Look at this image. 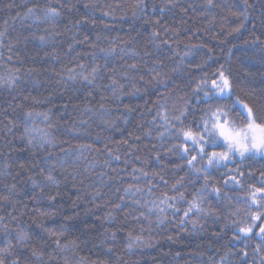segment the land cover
<instances>
[{
  "label": "snow or ice",
  "instance_id": "snow-or-ice-1",
  "mask_svg": "<svg viewBox=\"0 0 264 264\" xmlns=\"http://www.w3.org/2000/svg\"><path fill=\"white\" fill-rule=\"evenodd\" d=\"M83 6L88 10L87 14L70 20L68 31L94 24L95 21L90 17L97 11L104 17H113L117 9L123 8L122 15L130 12L133 18H138L148 4L147 0H135L125 8L123 5H101L97 0H85ZM206 6L216 7L213 0H206ZM5 7L12 8L13 5L9 3ZM157 7L163 14L166 10L176 8L177 0H162L160 6L153 3L152 10L155 12ZM252 7L254 5L249 0H243L241 11L229 13L239 17L240 23L228 31V36L239 34L245 27L251 16L249 9ZM72 10H78L72 0H55V3L47 2L42 7L29 8L25 15L32 19L33 24L47 23L52 29L50 32L45 30L46 35L32 34L31 39L38 41L41 48L55 44L57 38L63 35L56 29L61 25L65 12ZM261 14L264 15V9ZM147 23L152 24L148 42L153 51L145 47L141 55L132 47V40H121L119 37L109 40L102 33H97L94 41H90L87 35L83 40L72 36L67 44V53L75 52L80 57L81 53L76 52V45L88 44L91 51L83 53V56L89 58L87 63L77 62L75 67L62 69L60 72L52 70L57 84L66 81L80 82L88 88L87 97L91 99L84 104L79 117L67 125L76 139L90 135V121L93 118L105 130H119L120 123L128 124V117L137 110L132 103H124L125 97H141L153 89L157 92L155 101H144L145 106L151 103V107H146L153 114L149 122L151 127H137L143 130L144 138L153 137L155 133L153 138L159 141L163 151L158 150L155 144L150 148L145 145L147 154L135 156L140 166L131 167L130 172L121 169L133 182L123 187L124 195L119 197V203H114L112 209L103 217H97L103 229L100 233L103 238L99 243L105 247L107 253H116L115 264H124L114 245L118 232L125 229L119 224L115 230L104 225H112L117 221L116 213L123 210L125 197H129L131 210L125 213V219L131 216L132 220L137 221L141 235L127 232L125 250L128 253L137 247L153 246V225L155 228H167L174 224L181 231H188L190 225L193 232H198L204 230L201 221L206 223L211 220L219 229L214 234L215 237L228 238L223 247H234L237 242L244 244L235 253L242 258L241 264H247L248 242H253L252 255L259 257L260 264H264V87L259 90L252 87L247 79L254 75L250 70L241 75L240 71L233 69L231 49L228 50L227 59L212 69L208 66L209 61L213 60L212 49L202 52L201 49L206 47L204 45L183 44L178 38V32L167 27L164 28L167 38H163L157 31V27L161 26L160 20H149ZM261 25L264 27V20ZM108 27L106 23L103 25L104 29ZM28 39L25 37V42ZM102 41H106L108 46L101 47ZM244 44L252 48L251 54L246 53L245 58L264 66V39L255 34V25L251 39L244 40ZM5 47L11 51L12 42L9 40L6 43V32L0 31V50ZM45 55H50L54 61L60 58L55 48ZM2 56L3 52L0 51V57ZM145 57L149 59L146 60ZM192 57L198 59L193 62ZM117 61L122 62L119 67L116 66ZM165 61L171 62L172 66L169 67ZM28 71L31 74L34 70ZM177 80L182 83L177 84ZM17 81L15 73L0 75V87L15 89L18 87ZM94 92L96 96H93ZM35 102L40 103L38 100ZM78 107L74 105V108ZM84 116L88 118L84 119ZM35 119L51 121L49 112H22L27 144L40 148L46 145L57 147L55 138L46 129L35 126ZM14 126L10 121L8 130L11 131ZM133 138L141 139L139 136ZM100 139L97 135L96 140ZM60 143L62 145L65 141ZM124 145H127L126 151H140L138 146L129 144L127 140L117 141L114 148L105 144L104 153L108 157L104 161L106 166L111 167L110 161L121 160L117 153ZM91 147L88 144L70 145L68 148L61 146L60 152L63 156L52 158L55 163L41 169L39 175L42 179L38 181L32 176L28 177L33 188L40 189L37 196L32 197L37 202V207L33 210L31 224L22 220L26 212H21L19 216L0 215V264H107L106 260H90L87 256L80 255L81 244L87 243L80 236L85 231L91 234L90 229L95 228V225L81 229L75 237L68 238L69 233L77 231L76 226L70 223L76 216H66L64 222L55 226H47L45 220L54 217L58 208L55 201L59 192L52 194L51 191H45L60 184L55 175L57 166L67 173L66 165L78 164L84 152ZM48 155L55 157L52 152ZM173 157L176 162L169 170L168 163H171ZM124 163L129 162L125 160ZM153 164L158 166V170L152 168ZM257 164L261 167L256 168ZM10 167L11 165L5 166V173ZM20 167L23 168V165ZM149 168L151 171L147 170ZM112 171L115 172L116 169ZM181 171L183 175H179ZM108 180L123 182L124 177L117 174L108 176ZM3 187L7 194L0 193V200L10 202L16 195L17 185L5 183ZM120 190L116 189L117 192ZM100 196L97 189L93 199ZM41 201H47L48 206H40ZM12 206L15 211V205ZM23 207L28 209L27 204ZM11 222L16 223L15 228L9 227ZM145 222L147 229L144 227ZM32 224L39 228V234L31 230ZM145 231L148 232L147 237L142 235ZM168 239L172 240L173 237L168 236ZM196 255L202 256L203 253ZM230 255L233 253L226 252L220 256L219 264H231L228 258ZM208 264L217 262L209 256Z\"/></svg>",
  "mask_w": 264,
  "mask_h": 264
},
{
  "label": "trees",
  "instance_id": "trees-1",
  "mask_svg": "<svg viewBox=\"0 0 264 264\" xmlns=\"http://www.w3.org/2000/svg\"><path fill=\"white\" fill-rule=\"evenodd\" d=\"M47 2L55 3V0H0V31L6 32V43L9 40L12 42L11 51L8 47L0 50L3 52V56L0 57V75L7 76L9 73H15L18 77L17 88L0 87V173H3L0 175V193L7 194L3 187L5 183L17 185L16 195L12 197L10 202L0 200V215L19 216L21 212H26L22 220L31 224L33 210L37 207V202L32 197L37 196L40 189H34L31 182L28 181V177L32 176L38 181L42 179L39 175L41 169H46L50 163H55L52 157L48 155L49 152L59 158L63 156V153L60 152L61 146L68 148L70 145L75 146L77 144L91 145L89 152H84L83 158L78 162L77 171L69 168L68 172L65 173L57 166L55 175L60 180V184L58 187L45 189V191H51L52 194L59 192L55 201L58 208L55 210L56 215L54 217L45 218V220L47 226H55L64 222L66 216H76L77 218L70 223L76 226L77 231L69 233L68 238L75 237L81 229L95 225V228L90 229L91 234L85 231L80 236L81 240H87L86 244H81L80 255L87 256L90 260H106L107 264H115L116 253H107L105 247L99 243L100 239L103 238L100 236L103 229L101 221L97 217H103L108 210L112 209L114 203H119V197L124 195L123 187L127 183L133 182L121 169L130 172L131 167L140 166L135 160V156L147 154L145 145L150 148L155 144L158 150L163 151L159 141L153 138L155 133L153 137L144 138L143 130L137 127V125L151 127L149 122L153 114L146 110V107H151V103L145 106L144 101H155L157 92L153 89L141 97H125L124 103H132L133 106L137 107V110L128 117V124L120 123L119 130H105V127L93 118L90 121V135L73 139L63 134L62 128L65 125H70L74 119L78 118L84 104L91 99L87 97L88 88L80 82L66 81L57 84L52 70L55 69L56 72H60L62 69L75 67L77 62L87 63L89 58L83 56V53L91 51L88 44L76 45V52L81 53L80 57H77L75 52L67 53V44L72 36H75L77 40H83L84 36L87 35L90 41H94L96 34L102 33L109 40L116 37L121 40H132V47L141 55H143L145 47L149 51H153L152 45L148 42L152 24L147 23V21L160 20L161 26L157 27V31L161 33L163 38H167L164 32V28L167 27L178 32V38L183 41V44L204 45L206 47L201 49L202 52L212 49L213 60L209 61L208 65L212 69L227 59L228 50L231 49L233 53L231 66L233 69L240 71L241 75L250 70L254 75L247 79L253 88L259 90L264 87V75H262L264 66L245 58L246 53L251 54L252 48L245 45L244 40L251 39L253 25H255V34L264 39V27L261 25V21L264 20V15L261 14L262 9H264V0H249V3L254 5L249 9L250 19L239 34L232 36H228L227 33L239 25L240 18L231 16L229 13L241 11L243 0H213L216 5L213 8H207L206 0H177V7L166 10L163 14L160 13L159 7L155 12L152 10L153 3L160 6L162 0H147L148 7L138 18H133L130 12L127 15H122L123 8L117 9L113 17H104L97 11L94 16L90 17L95 21L94 24H86L81 26L79 30L68 31L70 20L79 19L88 12L83 6L85 0H79V2L72 0L73 3H76L78 10L65 12L61 25L56 29L63 35L57 38L55 44L41 48L38 41L31 39V35H46L45 30L50 32L52 30L51 25L47 23L33 24L32 19L27 18L25 14L29 8L42 7ZM97 2L101 5H123L126 8L127 4L134 3L135 0H97ZM9 3L13 5L12 8L5 7ZM105 23L109 25L107 29L103 28ZM25 37L29 38L26 42ZM133 38L135 39L133 40ZM175 38L173 37V39ZM221 41L226 42L221 43ZM183 44H181L182 49ZM100 46L106 47L108 44L106 41H102ZM53 48L59 54V60L54 61L50 55H45V53H51ZM145 59L149 58L145 57ZM191 59L195 62L198 58L192 57ZM120 63L122 62L117 61L116 66L119 67ZM165 63L169 67L172 66L169 61H165ZM29 69L34 71L30 74ZM193 70L188 69V71ZM181 83V80H177V84ZM93 96H96L95 92ZM46 97L48 100H45ZM37 100L40 103H36ZM74 105L79 107L74 108ZM24 111L49 112L50 119L54 122L51 135L58 140L57 147L44 151L27 144L22 120V112ZM83 118L87 119L88 117L84 116ZM10 121L15 125L11 131L7 127ZM34 122L36 127L47 130L46 124L41 119H35ZM97 135L101 137L100 140H96ZM134 136H139L141 139L135 140ZM121 140L135 144L140 151L138 153L132 150L126 151L127 145H124L117 153L121 156V160L119 162L110 161L111 167L106 166L104 161L108 157L104 153L105 144L109 148H114L116 142ZM61 141H65V143L61 145ZM46 147L48 146L46 145ZM125 160L129 163L125 164ZM175 162L176 158H171V163H168L169 170ZM6 165H11L7 169V173H5ZM20 165H23V168ZM89 165L93 166L90 167ZM255 167L259 168L261 165L257 164ZM152 168L158 170L156 164H153ZM112 169H116V171L114 172ZM147 170L151 171V168ZM117 174L124 177L123 182L108 180V176H117ZM183 174V171L179 172V175ZM140 183L144 186L143 181ZM117 188L121 190L117 192ZM97 189H99L101 196L93 199ZM13 204L16 207L15 211ZM24 204L28 205L27 210L24 209ZM130 205L131 199L125 197L123 210L116 213L117 221L112 225H104V227H112L115 230L119 224L125 229L118 232V238L114 245L124 264H208L209 256L213 257L219 264L220 256L226 252L233 253L228 257L231 264H241L242 258L235 253L238 248L244 247V244L237 242L234 247H223L228 238L218 239L215 237L214 234L219 229L211 220L206 223L201 221L204 230L198 232H193L190 225L188 231H181L174 224L167 228H163V226L155 228L153 225L152 235L155 238L153 246L137 247L128 253L125 250L127 232L132 231L134 235H141L138 222L132 220L131 216L125 219V213L131 210ZM40 206L47 207V201H41ZM6 222H8L7 218ZM9 227L15 228L16 223H9ZM144 227L145 229L148 227L146 222ZM31 230L38 234L40 231L34 224L31 225ZM142 235L147 237L148 232L145 231ZM168 236H172L173 239L169 240ZM252 243L248 242L249 247L246 249L249 253L247 264H260V258L252 255ZM93 244L96 246L93 247ZM198 253H203V255H196Z\"/></svg>",
  "mask_w": 264,
  "mask_h": 264
},
{
  "label": "clouds",
  "instance_id": "clouds-1",
  "mask_svg": "<svg viewBox=\"0 0 264 264\" xmlns=\"http://www.w3.org/2000/svg\"><path fill=\"white\" fill-rule=\"evenodd\" d=\"M44 123L46 124L47 131L51 134V129H52L53 125H54V122L50 121V122H44ZM62 133L67 135V136H69V137H72L73 139H76L74 137V134L69 130L67 125L63 126ZM55 141H56V143H58V140L56 138H55ZM38 148L39 149H43L44 151H48V149L51 148V147L50 146H48V147L45 146L44 148H40V147H38ZM52 158H56V157H52ZM66 166H67L68 169L71 168L73 171H77L78 168H79L78 164H72V165H66Z\"/></svg>",
  "mask_w": 264,
  "mask_h": 264
},
{
  "label": "bare ground",
  "instance_id": "bare-ground-1",
  "mask_svg": "<svg viewBox=\"0 0 264 264\" xmlns=\"http://www.w3.org/2000/svg\"><path fill=\"white\" fill-rule=\"evenodd\" d=\"M89 152V151H88Z\"/></svg>",
  "mask_w": 264,
  "mask_h": 264
}]
</instances>
